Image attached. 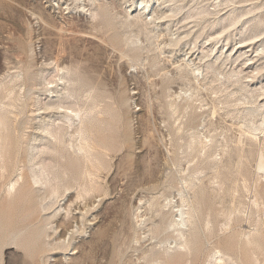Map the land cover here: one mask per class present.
Instances as JSON below:
<instances>
[{
	"label": "rangeland",
	"instance_id": "rangeland-1",
	"mask_svg": "<svg viewBox=\"0 0 264 264\" xmlns=\"http://www.w3.org/2000/svg\"><path fill=\"white\" fill-rule=\"evenodd\" d=\"M190 68L219 80L197 89ZM0 100L16 117L0 147V264H208L218 249L264 264V141H234L264 121V0H0ZM69 107L95 111L83 155ZM181 194L198 206L189 255L174 249Z\"/></svg>",
	"mask_w": 264,
	"mask_h": 264
},
{
	"label": "bare ground",
	"instance_id": "bare-ground-1",
	"mask_svg": "<svg viewBox=\"0 0 264 264\" xmlns=\"http://www.w3.org/2000/svg\"><path fill=\"white\" fill-rule=\"evenodd\" d=\"M151 11H153V10H151ZM152 13V12H151ZM152 15V14H151ZM150 15V16H151ZM258 51V50H257ZM262 51V50H261ZM260 52V51H259ZM262 56V55H261ZM251 60V59H250ZM188 62V61H187ZM189 64V63H188ZM258 64V63H257ZM186 65V64H185ZM210 65V64H209ZM188 66V65H187ZM186 66V67H187ZM214 66V65H213ZM212 67V66H211ZM59 68V67H58ZM191 69V68H190ZM199 69V68H198ZM259 70V69H258ZM64 71V70H63ZM192 73L190 74L191 76H192V78L194 79V83L196 84V87H197V89H198V86H202V84L204 85V87H205V83H207V82H211V81H213L214 82V80H219V78L218 77H216V76H212V77H208L209 78V80L210 81H208L207 79V77L205 76V75H207V74H205V75H201V78L199 79L198 78V74H195L194 73V71H193V69H191L190 70ZM199 71V70H198ZM184 72V71H183ZM196 72V71H195ZM207 72V71H206ZM67 74V73H66ZM186 74V73H185ZM184 75V74H183ZM69 76V75H68ZM189 76V75H188ZM27 77V76H26ZM65 77V76H64ZM61 78V77H60ZM63 78V77H62ZM70 78V77H69ZM67 79V78H66ZM65 79V80H66ZM193 79H191V80H193ZM227 79V78H226ZM68 80L69 79H67L66 81L68 82ZM66 81H64V82H66ZM71 81V80H70ZM188 81V80H187ZM205 81H207V82H205ZM11 82V81H10ZM63 82V81H62ZM212 82V83H213ZM221 82V86H222V81H220ZM219 82V83H220ZM58 83V82H57ZM225 83V82H224ZM60 84H63V83H60ZM67 84V83H66ZM65 84V85H66ZM189 84H190V82H189ZM64 85V84H63ZM208 85H210L209 83H208ZM208 85H206V86H208ZM220 85V84H219ZM66 86H68V85H66ZM221 86L220 87H218L219 89L221 88ZM6 87V86H5ZM206 88V87H205ZM211 88V87H210ZM217 88V87H216ZM217 88V89H218ZM3 89V88H2ZM48 89V88H47ZM208 89V88H207ZM213 88H211V90H212ZM215 89V88H214ZM216 89V90H217ZM51 90V89H50ZM216 90H214L215 92H216ZM5 91V90H4ZM52 91V90H51ZM213 91V92H214ZM219 91V90H218ZM217 91V92H218ZM9 92V91H8ZM194 92V91H193ZM58 93V92H57ZM67 93V92H66ZM13 93H12V91H11V98L9 97V93H8V97L10 98V99H13L12 98V95ZM14 94H16L15 92H14ZM54 94V93H53ZM65 94V93H64ZM3 95V94H2ZM5 96L7 95L6 93L4 94ZM18 95V94H17ZM17 95H14L15 96V98L17 99ZM50 95V94H49ZM191 95V96H190ZM190 95H188L189 97V99L191 100V98H192V94L190 93ZM57 96V95H56ZM3 98H4V96H3ZM7 98V97H6ZM9 98H7L8 100H9ZM14 98V99H15ZM19 98V97H18ZM187 98V97H186ZM193 99H194V97H193ZM2 100V99H1ZM0 100V101H1ZM14 100H12L11 102H13ZM16 101L17 100H15L14 102L16 103ZM48 101V100H47ZM215 101V100H214ZM4 102V101H3ZM2 102V103H3ZM6 102H8V101H6ZM6 102H4V103H6ZM15 103L13 104V105H15ZM44 103V102H43ZM240 103V102H239ZM8 104H10L9 102H8ZM8 104H6V108H7V105ZM17 104V103H16ZM47 104H50V102L49 103H46L45 105H46V108L48 107V106H50V107H52L51 106V104L50 105H48L47 106ZM190 104V103H189ZM1 105V104H0ZM12 105V104H11ZM32 105V104H31ZM58 105H59V103H58ZM211 105V104H210ZM3 106V105H2ZM2 106H0V108L2 107ZM15 106H17V105H15ZM23 106V105H22ZM55 106H56V104H55ZM5 107V106H4ZM4 107H3V109H4ZM9 107V106H8ZM11 108L13 107V106H10ZM9 107V108H10ZM24 107V106H23ZM22 107V108H23ZM26 107V106H25ZM59 107H60V105H59ZM8 108V109H9ZM13 108H15V107H13ZM18 108V107H17ZM27 108V107H26ZM171 108V107H170ZM2 109V108H1ZM0 109V147L2 146V144H3V142H4V138L3 137H5V132H7L8 131V129H9V121L11 120L12 121V118H14L15 117V114L14 113H12V115L14 114V116L10 119L9 117H8V115H7V112L9 111H7V109H4V111H3V109L1 110ZM209 109V108H208ZM12 111H14L13 109H11ZM18 110H20V109H18ZM17 110V111H18ZM22 110V109H21ZM24 110V109H23ZM22 110V111H23ZM92 111H94L93 110V108L91 109ZM90 110V108L89 109H75V108H71V107H69L68 109L66 108L65 110H63L64 112H63V114L61 115V116H63V120H64V122L66 123V126L68 127V128H70V127H74V131L78 134V138H79V140H78V144H76L77 146H78V150H80L81 152H82V154L81 155H83V152H85L86 151V144L87 143H84V141H85V131H86V123H87V120H88V118H90L89 117V115L92 113V111ZM55 111V110H54ZM60 111V110H59ZM59 111H57V112H59ZM217 110H216V108H215V104H214V102L212 101V105H211V108H210V112H211V114L212 115H215V112H216ZM9 112H11V111H9ZM15 112V111H14ZM19 113H20V111H18ZM24 112V111H23ZM62 112V111H61ZM95 112V111H94ZM18 113V114H19ZM29 113V112H28ZM53 113V112H52ZM11 114V113H10ZM12 115H10V116H12ZM20 115H23V114H20ZM35 117V116H34ZM16 118V117H15ZM18 118V117H17ZM24 118V117H23ZM19 119V118H18ZM62 119V118H61ZM17 120V119H16ZM29 120V119H28ZM40 120V119H39ZM13 121H15V120H13ZM18 122H17V129H18V123H19V120H17ZM35 121H37V120H35ZM41 121V120H40ZM49 121V120H48ZM48 121H43L42 122V125L41 124H39V125H41L40 126V128H39V125H38V128L39 129H41V131H43L44 132V134H49V136H51V137H53L54 139H56V141H58L57 140V135H56V130L58 129V128H60V125H57V124H55L54 122H48ZM52 121H54V120H52ZM59 121V120H58ZM58 121H56V122H58ZM24 122V121H23ZM61 122V121H60ZM21 123V122H20ZM19 123V124H20ZM29 123V122H28ZM34 123V122H33ZM54 123V124H53ZM13 124V123H12ZM26 124V123H25ZM246 124V123H245ZM16 125V124H15ZM32 125V124H31ZM182 125V124H181ZM254 126V125H253ZM13 127V126H12ZM21 127V125L19 126V128ZM204 127V126H203ZM15 128V127H14ZM22 128V127H21ZM38 128H37V130H38ZM229 128V127H228ZM239 131H240V135L238 136V137H235V139H234V141L236 140V143L238 144V143H240V144H242L243 142H242V140L243 139H245L246 137V139H248V140H250V142L251 141H257L258 139H259V136H262V138H263V141H264V121H262L261 123H259L257 126H254V127H252V126H249V125H240L239 127ZM23 129V128H22ZM92 129V128H91ZM209 129V128H208ZM58 131V130H57ZM69 131L70 130H68V133H69ZM72 132V131H71ZM34 133V132H33ZM41 133V132H40ZM88 133V132H87ZM201 133V132H200ZM17 134V133H16ZM37 134H39V133H37ZM42 134V133H41ZM40 135V136H45V135ZM72 134V133H71ZM209 134V133H208ZM88 135V134H87ZM17 136V135H16ZM48 136V137H49ZM72 136H73V134H72ZM75 136V135H74ZM11 137H12V135H11ZM19 137V134H18V136H17V138ZM38 137H39V135H38ZM45 137H47V136H45ZM45 137H43V138H45ZM50 137V138H51ZM203 137L205 138V136L203 135ZM29 138L31 139V137L29 136ZM42 138V137H41ZM12 140H13V137L11 138ZM37 139V138H36ZM40 139V138H39ZM54 139H52V140H54ZM18 140V139H17ZM48 139H46V141H47ZM20 141V140H19ZM35 141V140H34ZM51 141V140H50ZM88 140L86 139V142H87ZM200 141V143H202L204 140H199ZM206 141V140H205ZM13 142H14V140H13ZM21 142V141H20ZM23 142H25L24 140H23ZM48 142V141H47ZM70 143V142H69ZM89 143V142H88ZM204 143V142H203ZM202 143V144H203ZM245 143V142H244ZM20 144V146H21V143H19ZM236 144V145H237ZM240 144H238V146L240 145ZM24 145V144H23ZM23 145H22V148H23ZM259 145V144H258ZM27 146V145H26ZM25 146V147H26ZM29 146V145H28ZM33 146V145H32ZM88 146H91V143H90V145H88L87 144V148H88ZM237 146V147H238ZM13 147V146H12ZM203 147H205V146H203ZM232 147H233V145H232ZM240 147H241V145H240ZM233 148V149H235V150H232L231 152H234V153H237L236 151H239V150H242L241 148ZM243 147V146H242ZM20 148V147H19ZM21 148V149H22ZM26 149H27V147H26ZM89 150V149H88ZM87 150V151H88ZM223 150V149H222ZM14 151V150H13ZM25 151V150H24ZM255 167H256V169L257 170H261V172L263 171V174H264V143H263V145L262 146H258L255 150ZM241 152V151H240ZM247 152V151H246ZM34 153V152H33ZM16 154V153H15ZM86 154V153H85ZM232 154V153H231ZM230 154V155H231ZM237 154H239V153H237ZM35 155V154H34ZM29 156V155H28ZM85 156L86 155H84V158H85ZM221 156V155H220ZM241 156V155H240ZM239 156V157H240ZM243 156V155H242ZM242 156H241V158H242ZM249 156V155H248ZM235 157V156H234ZM245 158H247V156L246 157H244L243 159H245ZM14 159V158H13ZM216 159V158H215ZM238 160V159H237ZM242 160V159H241ZM241 160H239L240 162H239V164H237V166H239L240 164L241 165H243L242 163H244V161H241ZM3 161V153H2V149L0 148V162H2ZM17 161H19V160H16V162ZM227 161V160H226ZM225 161V162H226ZM14 162V161H13ZM227 162H229V160L227 161ZM234 162V161H233ZM242 162V163H241ZM246 162V161H245ZM19 163H21L22 164V162H19ZM18 163V164H19ZM234 163H236V160H235V162ZM18 164H15L16 166L18 165ZM26 164V163H25ZM31 164V163H30ZM227 164V163H226ZM23 165V164H22ZM28 165V164H27ZM236 165V164H235ZM240 165V166H241ZM15 166V167H16ZM30 166V165H29ZM32 166H33V164H32ZM211 166H212V164H211ZM236 166V167H237ZM22 167V166H21ZM21 167L20 166H18V172L17 171H14V172H16L17 173V175L14 173V175H16V176H14V177H10L9 179H7V180H9L6 184H4L5 186H6V193L7 194H11L12 192H14L15 190H16V188H17V186H19V182H23V178H24V173H23V171H22V169H21ZM27 167V166H26ZM218 166H216V167H214L215 168V171H214V173L212 174V175H209V176H211L210 178H213V181H214V179H216L217 181H219V182H225L226 181V183H227V181H228V179L230 178H228L227 177V175L224 173V172H222V171H220L218 168H217ZM225 167V166H224ZM20 168V169H19ZM211 168H213V167H211ZM0 169H1V167H0ZM16 169V168H15ZM34 169H36V168H34ZM40 169V168H39ZM10 170V169H9ZM239 170V169H238ZM4 171H5V169H4ZM256 171V170H255ZM39 172H40V170H39ZM212 172V171H211ZM235 172V171H234ZM10 173V172H9ZM13 173V172H12ZM40 173H42L43 174V172H40ZM83 173V172H82ZM3 169H2V171L0 172V175L1 176H3ZM11 174V173H10ZM29 174H30V179L32 180V182L31 183H33V184H35V186H36V184H39L40 182H41V177L35 172V171H33V169L32 168H30L29 167ZM28 174V175H29ZM209 174V173H208ZM9 175V174H8ZM7 175V176H8ZM12 175V174H11ZM202 175V174H201ZM244 175V174H243ZM0 176V177H1ZM43 176V175H42ZM29 178V177H28ZM202 178V177H201ZM46 180V179H45ZM215 180V181H216ZM6 181V180H5ZM198 181H200V180H198ZM212 181V180H211ZM210 181V182H211ZM212 181V182H213ZM94 182V181H93ZM211 182V183H212ZM229 182V181H228ZM196 183V182H195ZM214 183V182H213ZM216 183V182H215ZM225 183V184H226ZM188 184V186H189V183H187ZM191 184V183H190ZM199 184V183H198ZM261 184V183H260ZM95 185V184H94ZM192 186H194V185H196V184H191ZM191 185H190V187H191ZM257 185V184H256ZM259 185V184H258ZM2 186V185H1ZM4 186V187H5ZM40 186V185H39ZM197 186V185H196ZM226 186V185H225ZM37 187V186H36ZM195 187V186H194ZM260 187V186H259ZM40 188H41V186H40ZM187 188V187H186ZM226 188V187H225ZM37 189V188H36ZM189 189V188H188ZM192 190H193V188H191ZM196 189V188H195ZM194 189V190H195ZM224 189V188H223ZM202 190V189H201ZM230 190V189H229ZM191 191V190H190ZM2 192H3V190H2ZM36 192V191H35ZM55 192H56V190H55ZM91 192V191H90ZM182 192V191H181ZM186 192V191H185ZM193 192H195V191H193ZM87 193V192H86ZM96 193V192H95ZM230 195V194H229ZM7 196V195H6ZM9 196V195H8ZM7 196V197H8ZM47 196V195H46ZM45 196V197H46ZM80 196V195H79ZM185 196V194H181V208H179L180 209V219H178V220H175L174 218V223L177 225V228H176V231H177V238H176V240H175V246H174V249H181V250H185V251H187V250H190V249H192V247H193V245H192V242H191V238H189V234L191 233V231L192 230H195L196 228H193L194 226H193V224H195L196 225V223L194 222V220H193V218H194V215L196 216L197 214H195L196 212H197V207L198 206H196V202H194L193 200H188V199H186L187 197H184ZM188 196H189V194H188ZM234 196V195H233ZM264 196V195H263ZM51 198V197H50ZM49 198V199H50ZM188 198H190V196L188 197ZM194 198V197H193ZM192 199V198H191ZM264 199V198H263ZM253 200H255V199H253ZM257 200V199H256ZM255 200V201H256ZM39 201H41V200H39ZM258 201H260V200H258ZM256 202H254V204H255ZM260 203H262V204H264V202L263 201H261ZM48 204V203H47ZM65 205V204H64ZM165 206V205H164ZM70 207V206H69ZM179 207V206H178ZM252 207V206H251ZM69 209V208H68ZM179 209H178V211H179ZM175 210H177V209H175ZM264 211V210H263ZM199 212V211H198ZM179 214V213H178ZM177 215V214H176ZM178 216V215H177ZM176 216V217H177ZM178 216V217H179ZM224 216V215H223ZM230 217V216H229ZM198 218V217H197ZM177 219V218H176ZM195 220H196V218H195ZM227 216L226 217H224V219H223V221H222V226L223 225H227ZM228 221H230V218H229V220ZM194 222V223H193ZM204 223H206V222H204ZM219 222H217V224H218ZM172 224V223H171ZM191 225L193 226V227H191ZM198 225H199V222H198ZM201 225V224H200ZM207 225V224H206ZM204 226V225H203ZM208 226V225H207ZM173 227H174V225H173ZM220 227V226H219ZM175 228V227H174ZM225 228H226V226H225ZM174 230V229H173ZM175 231V230H174ZM175 234V235H176ZM194 236V235H193ZM150 238V237H149ZM247 238V240L249 239L248 238V236L246 237ZM193 240V239H192ZM258 240V239H257ZM247 243L249 242V240L248 241H246ZM246 243V244H247ZM254 244H256V243H254ZM247 245H249V244H247ZM251 245H252V243H251ZM254 246V245H253ZM249 247V246H248ZM253 248V247H252ZM254 248H255V246H254ZM258 248V247H257ZM173 251V250H172ZM213 251V250H212ZM211 251V252H212ZM165 252V251H164ZM188 252V255H189V253L191 252H189V251H187ZM172 253V252H171ZM255 252H253V254H254ZM155 254V253H154ZM181 254H183V253H181ZM211 253L209 252V255H210ZM251 254H252V251H251ZM252 254V255H253ZM169 255V254H168ZM167 254L165 255L166 257L168 256ZM144 256V255H143ZM154 256V255H153ZM257 256V255H256ZM189 257V256H188ZM253 257V256H252ZM166 259V258H165ZM254 259H256V258H254ZM260 258H258V260H259ZM159 260V259H158ZM157 260V261H158ZM207 260V259H206ZM157 261H155L156 263H157ZM254 261V260H253ZM154 262V261H153ZM162 262V261H161ZM160 262V264H162ZM206 262V261H205ZM208 264H236L235 262H234V260H233V257H231L230 256V254L228 253V252H223V251H221L220 249H218L217 251H214V253H212V255H210L209 256V259H208ZM155 263V264H156ZM256 263H257V261H256ZM150 264H151V262H150ZM154 264V263H153ZM159 264V263H158ZM241 264V263H240Z\"/></svg>",
	"mask_w": 264,
	"mask_h": 264
}]
</instances>
